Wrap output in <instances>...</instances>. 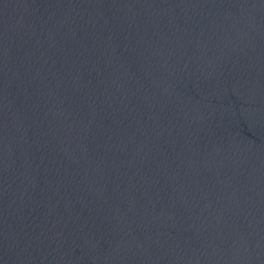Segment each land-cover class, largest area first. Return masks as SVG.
I'll list each match as a JSON object with an SVG mask.
<instances>
[{"label": "water", "instance_id": "95a60500", "mask_svg": "<svg viewBox=\"0 0 264 264\" xmlns=\"http://www.w3.org/2000/svg\"><path fill=\"white\" fill-rule=\"evenodd\" d=\"M0 264H264V0H0Z\"/></svg>", "mask_w": 264, "mask_h": 264}]
</instances>
